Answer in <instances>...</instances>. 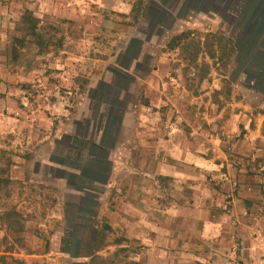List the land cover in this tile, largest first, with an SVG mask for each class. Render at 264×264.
I'll return each mask as SVG.
<instances>
[{"label": "rangeland", "instance_id": "374dc122", "mask_svg": "<svg viewBox=\"0 0 264 264\" xmlns=\"http://www.w3.org/2000/svg\"><path fill=\"white\" fill-rule=\"evenodd\" d=\"M35 1L0 0V216L6 220L14 211L18 226L23 227L14 232L0 224V256L25 264H89L92 257L91 264H176V259L155 256L159 244L130 242L127 228L110 227V219L103 213L105 203L100 209L97 195L94 202L68 195L61 183L46 178L48 170L43 163L52 156L54 163L62 162L73 154L64 137L67 124L80 119L78 109L86 99L88 103L94 96L93 106L99 105L104 83L121 90L129 84L128 100L144 104L149 101L145 96L147 78L168 62L165 68H169V76H164L166 72L162 79L169 85L176 82L170 86L171 96L176 97L162 98L166 106L157 100V117L165 110L169 125L186 133L195 126L197 135L205 137L203 142L210 146L209 155L213 154L212 139L225 147L229 157L241 155L239 146L246 140L248 124L261 123L264 133V99L251 90L255 82L243 73L250 67L251 56H241L238 63L233 57L229 62L225 58L217 62L203 49L206 37L219 34L238 41L241 31H230L223 14L185 11L179 18L183 0H142L143 10L154 8V1L169 10L174 20L166 18L163 31L150 27L148 11L133 22L128 15L137 0H46L55 4V17L45 20L34 15L31 6ZM164 1L168 3L162 4ZM26 10L37 20L35 33L40 37L31 36L23 23ZM176 38L179 46L169 50L168 44ZM189 42L198 44L199 50L195 46L184 48ZM67 49L72 50L76 62L67 58ZM80 57L83 62L78 61ZM119 62L123 67L130 62L129 69L120 70L123 80L113 74ZM176 87H183L181 98ZM180 102L182 107L177 105ZM242 111L250 122L242 119ZM255 139L264 141L263 137ZM262 151L264 154V144ZM263 164L264 158L259 159L256 167ZM231 199L229 195L227 201ZM99 231H104L105 242L118 237L125 243L94 252ZM190 231L187 246L181 250L194 256V262L185 264H200L195 256L199 259L201 251L187 238L194 229ZM254 264H264V256Z\"/></svg>", "mask_w": 264, "mask_h": 264}, {"label": "crops", "instance_id": "0c3cea01", "mask_svg": "<svg viewBox=\"0 0 264 264\" xmlns=\"http://www.w3.org/2000/svg\"><path fill=\"white\" fill-rule=\"evenodd\" d=\"M165 2L168 3L162 4L166 5ZM153 4L154 8L143 10L142 17L148 11L150 27L163 31L166 18H172L171 22L174 18L160 2ZM54 5L46 0H36L31 8L34 15L45 20L55 17ZM181 5L179 18L187 11L203 15L223 14L225 21L229 20L230 31H242V36L246 32L264 36V0H183ZM246 35L251 34L246 33L244 37ZM259 43L261 46H251L248 50L264 56L262 41ZM66 51L67 58L76 62V56L70 54L72 50ZM78 61L83 62V58ZM116 64L115 68H120ZM164 64L169 66V62ZM119 65L123 64L119 62ZM165 66L158 67L159 73L157 70L151 72L147 78L145 96L149 101L144 104L128 100L131 95L129 84L124 85L125 90L112 89L110 92V103L115 109L112 117H105L107 107L102 104L107 97L106 86L114 88L112 83H104V98L99 105L93 106L94 96L88 103L86 99L78 109L80 119H72L67 124L64 137L82 136L87 128L89 138L97 145L92 147L96 156L90 158V154L85 157L76 153L77 160H73L76 157L73 152L65 161L56 163L48 158L43 163L44 168L50 174L51 170L62 171L67 180L55 175V171L51 178L47 171L46 178L61 183L70 196L85 200L70 188L78 180H84L86 187L93 191L91 196L97 195L96 202L99 205L105 203L103 213L110 219L109 226L121 230L127 228L126 238L130 242L159 244L154 252L159 259H176V264H185L188 260L193 263L194 256L191 258L181 249L187 246V232L194 229L192 238L191 235L187 238L201 251L199 259L195 256L198 263L254 264L264 256V164L256 167V162L264 158V141L255 139L264 138L262 125L246 126V140L239 146L241 155L236 153L238 157H229L224 152L225 147L214 139L211 140L213 154L209 155L210 146L203 142L205 137L197 135L195 126L186 133L178 126L169 125L164 119L165 110L157 117L154 109L157 100L166 106L162 98L176 97V94L171 96L170 90L171 84L176 82L169 85L162 79L166 72L164 76H169V68ZM243 73L253 83L248 72L244 70ZM180 90L183 91V87L177 88L178 98L183 95ZM251 90L264 99V92L260 93L255 85ZM180 103L177 105L182 107ZM244 111L247 112V107ZM240 116L251 121L243 111ZM254 150L258 154H253ZM38 171L34 174L38 175ZM170 186L173 187L171 192ZM229 195L232 199L227 201ZM109 203L111 207H108ZM170 213L173 215L169 216ZM233 249L237 250L234 252Z\"/></svg>", "mask_w": 264, "mask_h": 264}, {"label": "trees", "instance_id": "16d2710c", "mask_svg": "<svg viewBox=\"0 0 264 264\" xmlns=\"http://www.w3.org/2000/svg\"><path fill=\"white\" fill-rule=\"evenodd\" d=\"M238 3V2H237ZM143 7H144V2L142 0H137L131 8V11L129 13V17L133 20V22H137L140 18V16L142 15V11H143ZM229 8V7H228ZM229 10V9H228ZM24 18L22 19L23 23H26L28 25L29 31L31 32V36L37 37L40 35L36 34L35 31H37V20L34 19L31 15V12L26 10L24 12ZM164 21V18L161 19L160 23H162ZM242 32V31H241ZM252 32H256V31H252ZM248 34H251L250 36L246 35L247 39L244 38L241 34V37L239 35V39L238 41H235V39L230 36L225 38L223 35H211V37H206L204 43H203V49L205 50V52L208 54L209 58L211 60H214L216 58L217 62H222V60L225 58L226 62L231 61L232 57L234 59H236V63H238L239 59L241 58V56H251L250 58V62L252 63H247L250 67H245V65H243V68L245 67V72L247 70H249L248 74L253 78L254 82H255V88L257 90L261 92H264V56L263 55H259L258 53H253L250 52L248 49L253 46H261L260 45V41H262V46H264V36L259 37L258 33H250V32H246ZM245 33V34H246ZM244 34V36H245ZM180 39V38H179ZM214 41V42H213ZM21 42V41H19ZM177 42V38L174 39V41L170 42L168 44V48L169 50H173L176 47H178L179 45L176 43ZM135 44V41L133 42ZM40 44V43H38ZM184 48H187L189 46H195L196 50L198 51V44L194 43V42H189L186 45H184ZM226 46H227V50H226ZM226 50L227 52L225 53ZM251 50V49H250ZM225 53V55H223ZM262 53V52H261ZM190 55V54H189ZM191 57V55H190ZM135 58V57H134ZM134 58L130 59V62L134 60ZM196 58V53L194 55H192V61H194ZM242 59V58H241ZM130 62H129V66L127 67V65L125 67H123V65H120V68H115L113 69V74L115 75L114 77H117L120 80H123V76L124 74L121 72L123 71L124 68H129L130 67ZM257 65H260L261 67H257ZM119 69V70H118ZM121 70V71H120ZM256 78H258V81H256ZM107 88V97L104 99V101L102 102L105 103V106L107 107V114H105V117L109 116L112 117L113 114L115 113V109L114 106L111 105L110 101V92L112 91V89H116L117 91H120V87L117 88H113V86L108 85L106 86ZM264 94V93H263ZM101 104V103H100ZM88 123V122H87ZM65 140L67 142L68 147H70V149L75 153L82 156H87L88 154H90V158H94L96 156V150L94 147H97V145L95 144L94 141H92V139L89 138V133L87 132V128L84 130V133L82 136H66ZM75 147V148H74ZM102 148V147H100ZM93 149L95 151H93ZM76 151V152H75ZM54 156H52L51 160L53 161ZM73 160H77V155ZM51 161V163H52ZM55 162V161H53ZM61 162V161H59ZM63 162V161H62ZM65 164V163H63ZM79 167V166H77ZM46 169V167H45ZM51 174H53V171L55 175H59L60 178L65 179V174L60 171L57 172L56 169L55 170H51ZM45 174V172H44ZM47 176V175H46ZM45 178V177H43ZM67 180V179H65ZM87 184L86 182H84V180H78L76 185L71 186L70 188L75 191V192H79L81 194L82 198H85L87 200L93 201L94 197L91 196L93 192L91 189L86 187ZM85 192H87L88 194H85ZM69 195V194H68ZM80 197V196H79ZM7 215V214H6ZM17 213L14 211H10V213L8 214V218L5 220V218L3 217L4 215L0 216V224L1 225H5L6 224V229L11 230V231H21L23 229V227L21 228V225L18 226V221L15 219L14 216H16ZM78 223V220H77ZM78 226V225H77ZM104 229L106 231H110L109 227H104ZM105 234L104 231L101 233L100 231L97 233V237H96V243H95V247H94V252H99L103 249H105L106 247H110V246H120L123 245L125 243V241L121 238L118 237H113V239L109 240L108 242L104 241L105 238ZM8 253V251H7ZM9 257H7L6 255H2L0 256V264H25L23 261H18V260H14L11 259V261H8ZM93 257L90 259V263L92 262Z\"/></svg>", "mask_w": 264, "mask_h": 264}]
</instances>
